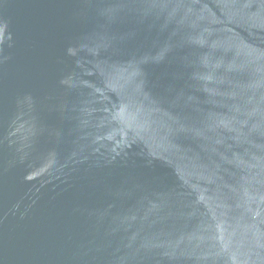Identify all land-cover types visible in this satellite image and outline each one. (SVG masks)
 <instances>
[{
    "label": "water",
    "instance_id": "1",
    "mask_svg": "<svg viewBox=\"0 0 264 264\" xmlns=\"http://www.w3.org/2000/svg\"><path fill=\"white\" fill-rule=\"evenodd\" d=\"M0 264H264V0H0Z\"/></svg>",
    "mask_w": 264,
    "mask_h": 264
}]
</instances>
